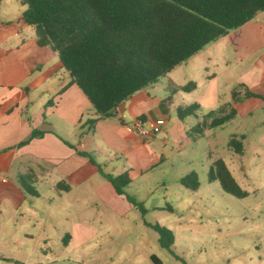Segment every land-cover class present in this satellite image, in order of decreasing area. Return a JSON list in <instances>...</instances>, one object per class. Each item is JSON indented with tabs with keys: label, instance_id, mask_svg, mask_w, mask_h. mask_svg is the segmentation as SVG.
I'll return each mask as SVG.
<instances>
[{
	"label": "crops",
	"instance_id": "obj_1",
	"mask_svg": "<svg viewBox=\"0 0 264 264\" xmlns=\"http://www.w3.org/2000/svg\"><path fill=\"white\" fill-rule=\"evenodd\" d=\"M24 10L21 0H0L1 227L7 228L11 220L26 237L38 235L45 245L50 235L59 234L66 248L73 246L79 231L88 230L89 214L98 217L101 225L114 215L126 218L138 214L142 225L156 232L146 216L167 209L170 199L183 197L177 188L184 176L178 173L184 149L207 139L203 157L207 155L208 161H202L206 174L216 160L213 141L207 138V132L214 128L197 137L192 128L211 111L228 112L233 107L237 114L231 121H235L247 101H264V12L207 46L158 83L136 92L118 106L114 117L101 119L83 91L69 84L71 78L58 54L49 46L37 45L35 28L21 20ZM188 66L197 72V76L190 74L196 87L187 92L192 94L189 103L199 104L200 110L197 117L183 122L177 109L189 103L184 97L176 100L173 94L176 88L184 92L181 87L186 84L175 81L172 74ZM158 84L161 93L154 87ZM243 86L262 98L243 97L234 102L232 91ZM139 119H162L165 124L141 137L130 126ZM34 130L43 135L32 138ZM232 139L242 142L243 153L253 150L260 155L263 151L245 134H233ZM25 141L29 142L22 144ZM98 165L108 174L128 173L131 182L125 194L116 192ZM228 167L235 177L236 168ZM169 170L174 171L176 189L159 177ZM154 178H158L155 183ZM25 185L37 194L27 192ZM116 229L125 231L126 227ZM67 236L70 238L65 243ZM153 255L149 252L146 257L156 264Z\"/></svg>",
	"mask_w": 264,
	"mask_h": 264
},
{
	"label": "trees",
	"instance_id": "obj_2",
	"mask_svg": "<svg viewBox=\"0 0 264 264\" xmlns=\"http://www.w3.org/2000/svg\"><path fill=\"white\" fill-rule=\"evenodd\" d=\"M21 5L25 7L21 20L35 28L37 45L49 46L58 54L71 78L69 84L83 91L101 119L114 117L118 106L136 92L158 83L207 46L264 12V0H21ZM195 87L189 82L181 89L191 92ZM243 87L232 91L234 102L243 97L262 98L246 87L243 91ZM199 110L197 103L183 105L177 115L184 122L197 117ZM236 114L233 107L228 112L211 111L192 128V134L197 137L207 129L221 127ZM42 135L39 130L32 132V138ZM236 143L230 140L231 147L242 153V142ZM98 167L116 192L125 194L131 182L128 173L113 175ZM208 181L218 182L224 192L237 198L249 195L222 158L211 164ZM179 183L191 191L201 185L196 171L180 178ZM25 188L37 194L30 185ZM128 199L146 212L141 203ZM151 226L159 234L161 246L172 252L173 232L159 223ZM151 258L162 264L156 256Z\"/></svg>",
	"mask_w": 264,
	"mask_h": 264
},
{
	"label": "rangeland",
	"instance_id": "obj_3",
	"mask_svg": "<svg viewBox=\"0 0 264 264\" xmlns=\"http://www.w3.org/2000/svg\"><path fill=\"white\" fill-rule=\"evenodd\" d=\"M190 74L197 76L188 66L173 72L172 78L187 84L193 81ZM154 87L161 93L160 84ZM191 95L176 88L173 97H184L189 103ZM239 109L235 121L208 131L207 138L213 141V157L236 168L235 178L249 195L237 198L224 192L218 182L208 181L202 167L203 159L208 161L207 155L203 157L207 139L186 147L178 173L185 176L196 171L200 188L191 191L179 185L177 189L183 197L170 199V208L146 216L152 224L159 223L173 232L172 252L161 246L157 232L142 225L138 214L126 218L114 215L103 225L98 217L89 214L88 230L79 231L68 248L59 234L50 235L45 245L38 235L34 239L26 237L11 220L7 228L0 224V264H153L146 257L149 252L158 256L162 264H264V101L249 100ZM237 133L247 135L253 145L258 144L263 149L260 155L253 150L237 153L230 145L232 135ZM159 177L166 178L176 189L174 171ZM119 226L126 230H117Z\"/></svg>",
	"mask_w": 264,
	"mask_h": 264
},
{
	"label": "built area",
	"instance_id": "obj_4",
	"mask_svg": "<svg viewBox=\"0 0 264 264\" xmlns=\"http://www.w3.org/2000/svg\"><path fill=\"white\" fill-rule=\"evenodd\" d=\"M165 124V121L160 119L157 121H144L136 120L130 124L133 131H135L141 137H147L150 134L155 133L159 127Z\"/></svg>",
	"mask_w": 264,
	"mask_h": 264
}]
</instances>
